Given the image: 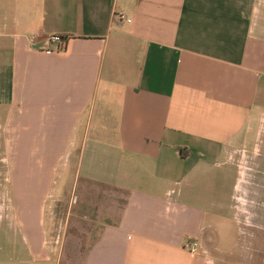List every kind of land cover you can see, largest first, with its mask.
<instances>
[{
    "label": "crops",
    "instance_id": "crops-1",
    "mask_svg": "<svg viewBox=\"0 0 264 264\" xmlns=\"http://www.w3.org/2000/svg\"><path fill=\"white\" fill-rule=\"evenodd\" d=\"M0 162V264H264V0H0Z\"/></svg>",
    "mask_w": 264,
    "mask_h": 264
},
{
    "label": "rangeland",
    "instance_id": "rangeland-1",
    "mask_svg": "<svg viewBox=\"0 0 264 264\" xmlns=\"http://www.w3.org/2000/svg\"><path fill=\"white\" fill-rule=\"evenodd\" d=\"M24 159L25 158H21L19 165L23 164L22 161ZM64 161H65V158H63L59 164V172L53 180L52 190L48 193L49 195H47V198L44 199L45 200L44 228L47 227V223H48V211L52 210L53 214H56V218H58V219H61L60 217H62L66 213V211H67L65 208L66 205H64L65 199H69L70 202L72 203L70 206V208H71L70 211L72 213H74L79 208V205H80L79 200H80L81 196H85L88 200H89V198L94 199L96 202H98L99 205H100L99 201L103 197V195L100 194L102 192L100 189L93 190L91 186L84 184L83 181L80 180L81 178H80V176L77 175V173H72V171H70V173H68V174L66 172H60L61 164ZM73 165H74V157L72 156L70 158L71 169H72ZM0 166H1L0 168L3 167L1 162H0ZM22 167H23V165H22ZM29 184H30V182L26 183L25 180L23 181L22 188H21V194H25L27 196L31 193V191L33 189L29 188ZM0 185H2V182H0ZM82 186H84L83 189H82ZM43 187L41 188L40 192L32 191V194H36L35 197H37V198L42 197L43 193H41V192L43 190ZM109 193L110 192L108 189L104 190V194H105L104 196L108 195ZM40 195H42V196H40ZM59 196H61V198L62 199L64 198V199L60 200L58 198L57 202L54 203L53 206H51V203ZM1 197L4 198V213H5V218H6V220L3 221V227L5 230H8V229L13 230L15 228V226H13L12 220L11 219L8 220V218H7V216L9 214H11V204H10L11 193H10V190L7 188L2 190L0 188V198ZM89 201H93V200H89ZM102 202H103V200H102ZM80 210H78V211H80ZM91 210H89L88 212H91ZM80 212H82V211H80ZM56 222H57V226H56V233L55 234L60 235V231H59L60 230V228H59L60 222H59V220ZM85 222L86 221L78 222V226H73V227L70 226V227H68V229L66 227L65 233L67 231H69L70 228H73L72 230L74 232H77L76 227L79 229L78 232L83 233L84 228L87 225H89L88 223H85ZM69 223H71V222L68 221V224ZM68 224H67V226H68ZM91 235H92V233H91ZM84 242H85V237L83 240V244H84ZM235 257L236 256H234V258ZM73 258H74V261H71V259H73ZM76 258H77L76 254L64 255L62 257V259H60L59 264H76Z\"/></svg>",
    "mask_w": 264,
    "mask_h": 264
},
{
    "label": "built area",
    "instance_id": "built-area-1",
    "mask_svg": "<svg viewBox=\"0 0 264 264\" xmlns=\"http://www.w3.org/2000/svg\"><path fill=\"white\" fill-rule=\"evenodd\" d=\"M117 18H122L121 15H117ZM48 41L50 43H53L54 46H53V49L54 50H62L63 47H64V40L62 38H60L59 36H56V35H52L48 38Z\"/></svg>",
    "mask_w": 264,
    "mask_h": 264
}]
</instances>
